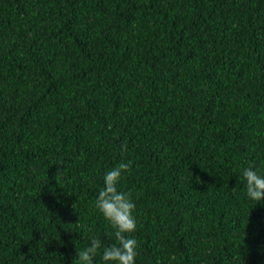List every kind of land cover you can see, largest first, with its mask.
Masks as SVG:
<instances>
[{
	"label": "trees",
	"instance_id": "obj_1",
	"mask_svg": "<svg viewBox=\"0 0 264 264\" xmlns=\"http://www.w3.org/2000/svg\"><path fill=\"white\" fill-rule=\"evenodd\" d=\"M129 160L135 264H264V0H0V264H105Z\"/></svg>",
	"mask_w": 264,
	"mask_h": 264
},
{
	"label": "clouds",
	"instance_id": "obj_2",
	"mask_svg": "<svg viewBox=\"0 0 264 264\" xmlns=\"http://www.w3.org/2000/svg\"><path fill=\"white\" fill-rule=\"evenodd\" d=\"M121 151H127V144H121ZM132 161L121 162L103 177L104 187L99 191L95 200V208L113 229L112 236L117 243L105 247L102 260L114 264H135L137 241L127 234L136 231V219L133 216L135 203L130 192L117 188L122 174L130 172ZM60 170L58 169L57 172ZM242 177L246 183V195L252 201L264 200V175L258 174L251 165L242 170ZM101 241L92 237L90 246L76 252L73 264H93L94 257L101 248Z\"/></svg>",
	"mask_w": 264,
	"mask_h": 264
}]
</instances>
